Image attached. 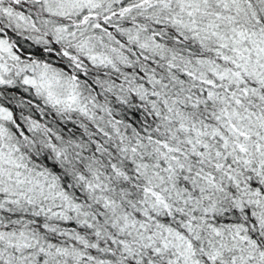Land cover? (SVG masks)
Returning <instances> with one entry per match:
<instances>
[{"label": "snow or ice", "instance_id": "1", "mask_svg": "<svg viewBox=\"0 0 264 264\" xmlns=\"http://www.w3.org/2000/svg\"><path fill=\"white\" fill-rule=\"evenodd\" d=\"M0 264H264V0H0Z\"/></svg>", "mask_w": 264, "mask_h": 264}]
</instances>
